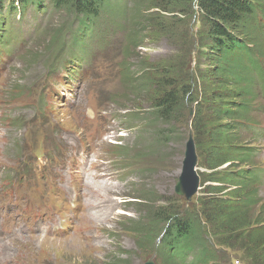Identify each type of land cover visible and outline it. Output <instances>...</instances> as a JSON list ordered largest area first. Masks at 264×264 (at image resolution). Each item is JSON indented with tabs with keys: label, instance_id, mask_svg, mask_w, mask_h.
Returning <instances> with one entry per match:
<instances>
[{
	"label": "rangeland",
	"instance_id": "374dc122",
	"mask_svg": "<svg viewBox=\"0 0 264 264\" xmlns=\"http://www.w3.org/2000/svg\"><path fill=\"white\" fill-rule=\"evenodd\" d=\"M149 11L152 14L158 13L164 19L167 31H160L159 26H155V29L152 27L144 32L146 36L143 41L133 49L135 58L130 60V67L140 68V60L145 58L155 66L152 76H159V71L166 70L169 78L167 83L173 80V85L178 89L188 86L194 101L189 103L190 100L184 98L183 111L179 114L181 120L171 125L156 122L154 118L152 104L158 97L156 90L135 96L130 87L120 82L121 65L126 59L123 47L127 41L119 27L116 36H102L104 44L106 40L110 43L104 51L92 61L89 60L90 63L83 61L72 68L67 75L64 65L56 66V62L53 68H47V63L53 62V58L47 60L39 56L47 41V32L42 34L44 28L59 22L63 17L46 13L39 14L37 20H34V12L29 9L22 19L12 18L14 26L10 31L12 36L9 46L0 50L1 204L5 200L15 201L20 196L17 188L22 184V175L14 166L17 160L23 168L29 167L34 171L38 182L35 205L42 202V207L37 208L28 203L22 209L23 215L47 218L53 214L60 219L57 230L60 233L66 232V217L71 214L70 207L74 203L72 201L64 205L66 215L59 213V203H44L49 192H44V196L38 198L39 184L43 180L52 178L60 182L59 176L65 179L70 177L66 170L71 171L73 177L75 173L83 172L87 181L78 185L77 199L79 201L81 198L83 205L87 206L91 202L86 190L87 184L97 186L99 181L105 180L107 185L112 184L118 188L113 195L117 201L107 200L111 207L108 218L95 215L90 206L76 207L73 218L75 228L81 234L80 238L76 234V238H71L74 235L70 233L58 239L48 238L42 232L32 235L33 243L38 245L37 249L33 246L34 256L41 261H49L51 264H144L150 259L155 264H161V248L165 247L161 240L166 233L159 231L160 224L154 230L155 240L145 239L149 236L147 222L151 221L148 213L151 216L155 210L160 209L167 215H176L188 210L202 216L207 209L204 204L207 185L216 184L208 180L212 172L227 170L233 173L239 169H261L256 188L259 203L264 201V138L256 137L251 128H241L239 142L235 143L247 150L254 149L252 162L240 166L237 161L231 165L225 163L216 170L207 165L206 154L214 145L211 138L213 126L232 122L229 118L213 120L211 108L220 105L218 102L213 105L216 99L214 95L223 93L226 99L234 103L238 99L229 96L235 88L222 84L210 70L215 61L207 53L208 43L204 40L206 33L202 30L201 13L195 0L186 11L183 6L175 9L176 12L172 14L174 17L157 8ZM113 25L108 23L107 29L112 30ZM40 35L39 48L34 46V60L28 54L24 56ZM95 43L98 45L96 40ZM127 47L132 48L129 43ZM68 52L67 48L61 56L68 55ZM260 58L263 61L259 62L264 68V56ZM146 72L137 74L131 83H142L145 80L142 75ZM18 85H21V95L14 98L9 94L14 90L12 86ZM169 88L167 86L166 89ZM44 92L47 96L43 101L40 97H43ZM255 92L256 104H263L261 83L255 85ZM256 104L250 113L259 123L257 126L261 127L264 126V109L258 110ZM199 109L202 111V119L197 118L196 111ZM13 116L19 119L12 122L10 119ZM39 126L46 128L43 131ZM158 129L161 130L158 134L167 135V138L156 142L159 138ZM244 133L251 138L246 139ZM189 135L193 137L198 157L196 171L200 186L191 199L186 200L176 191V186ZM124 148L127 152L122 155ZM51 156L60 158L56 160ZM46 158L51 162L46 161ZM5 161H10V166ZM96 170H101L100 174H104L105 179L93 173ZM87 173L93 175L89 177ZM97 190L102 196L105 195L101 189ZM65 196L69 197V193L66 192ZM106 206L103 205V208ZM13 207L12 204L8 209ZM8 209L4 213H9ZM204 223L211 246L218 252L219 263L253 264L250 262L252 253L243 241L241 244L239 242L242 236L223 231L220 225L209 224L206 220ZM143 224L145 233L141 230ZM13 230L17 240L24 239V235L18 234V225ZM10 238L13 237L0 233V259L5 256L4 250L10 246ZM25 245L24 239L16 243L15 247L17 249ZM185 255L188 260L179 256L178 264H190L195 250L191 249ZM20 258L19 255L17 264L22 263Z\"/></svg>",
	"mask_w": 264,
	"mask_h": 264
},
{
	"label": "trees",
	"instance_id": "16d2710c",
	"mask_svg": "<svg viewBox=\"0 0 264 264\" xmlns=\"http://www.w3.org/2000/svg\"><path fill=\"white\" fill-rule=\"evenodd\" d=\"M193 1L128 0L127 3L126 0H0V38L5 37L4 30L11 13L19 12L23 15L27 9H33L36 13L60 14L63 19L53 25H47L42 32V34L47 32V41L45 47L41 48L43 50L39 56L49 60L67 48L69 53L82 52L80 49L83 40L92 38L97 30L107 28L108 23H114L113 26L116 28L113 27L112 32H117L119 27L125 34V41L132 46L128 48L125 43L123 47L126 59L123 66L121 65L120 82L130 87L135 96L156 90L158 97L152 104L155 110L154 118L156 122L171 125L181 120L179 114L183 111L184 98L190 100L189 103L194 101L188 86L178 89L173 85V80L167 83L169 78L166 76V70L159 71L157 73L159 76H152L151 72L155 66L145 58L140 60L139 70L130 67L132 63L130 60L135 58L133 49L136 44L143 41V37L146 36L144 32L151 30L152 27L155 29V26H159L160 31H167L164 19L158 13L152 14L150 9L157 8L172 15L179 6H183L185 11L190 9ZM195 2L201 13L200 21L205 28L202 30L206 33L204 40L208 43L207 53L210 59L215 61L210 70L222 84L235 88L234 93L230 92L229 96L238 99V102L234 103L226 99L223 93L214 95L216 99L213 105L216 102L220 105L211 108V117L213 120L229 118L232 122L213 126L211 138L214 145L206 154L207 165L216 170L225 163L231 165L237 161L239 166L250 163L254 149L247 150L237 143L241 128L247 130L251 125L259 124L250 111L257 102L255 80L259 78L264 83V70L259 62L262 60L260 56H264V0H195ZM41 35L33 41L31 49L27 50L24 56L28 54L29 58H34V46L39 48ZM183 37L182 41L185 38ZM47 65L50 67L53 62ZM144 72L146 73L142 77L145 80L142 83H131L137 78V74ZM20 86H12L14 90L9 95L13 97L19 95L22 91ZM167 86L170 88L166 89ZM196 112L197 118L202 119L200 115L202 111L199 109ZM158 130L157 134L161 132ZM163 135L158 134L156 142L161 138H167V135ZM244 137L251 138L245 133ZM126 152L124 148L121 154L124 155ZM260 172L261 169L253 171L239 169L233 173L227 170L212 172L208 180L216 184L207 185L204 201L207 209L205 208L202 216L192 214L188 210L176 215H167L160 209L155 210L151 216L148 213L151 221L147 222L149 236L145 239L153 240L154 230L160 224L159 231L166 233L162 240L160 238L165 244V247L161 248V264H178L179 256L183 260H188L185 254L191 249L195 250V255L190 264H221L218 262L217 250L211 246L207 237L205 220L209 224L220 225L223 231L242 236L239 242L241 241V244L243 241L248 251L252 253L250 262L264 264V201L259 203L256 188L260 181L258 178ZM144 226L145 224L141 226L143 233Z\"/></svg>",
	"mask_w": 264,
	"mask_h": 264
},
{
	"label": "bare ground",
	"instance_id": "6f19581e",
	"mask_svg": "<svg viewBox=\"0 0 264 264\" xmlns=\"http://www.w3.org/2000/svg\"><path fill=\"white\" fill-rule=\"evenodd\" d=\"M101 172H102L101 170H96L97 176L101 177V179H105L104 178L105 175L104 174H100ZM99 182L100 183H97L98 184L97 186H92V185H89V184L86 185L87 193H88L89 197L91 198V202L88 203V206H90V209L93 210L95 215H100V216H102L104 218H108V216H109L108 214H109V212H111V207H110V205H108L109 203L107 202V200L108 199H111V200H116L117 199L113 195H115V191L117 192L118 188L113 186L112 184L107 185L105 183L106 182L105 180H102V181H99ZM80 184H82V183H80ZM98 188L101 189L104 192V194H105L104 196H102L101 193L97 190ZM81 189H83V186L81 187ZM77 190H78V188H77ZM78 192H79V190H78ZM79 202L82 203L81 198H80ZM106 204H107V206L105 208H103V205H106ZM11 205L12 204H7L5 206H0V217ZM84 206H86V208L88 207L87 205H84ZM98 213H101V214H98ZM13 221L15 222V225H18L19 235L20 236L24 235L23 233H20L23 230V227L19 224L20 223L19 222L20 221L19 218H14ZM45 224L46 225H44V227H43L44 230L49 231L53 227H55L56 221L54 219H51L50 220V225H47V223H45ZM29 229H30V231H34V232L37 233V231L40 229V224L39 223L37 224V222H35V223H33L31 225V227ZM0 233H6L8 237H13V239H17L18 238L17 236L14 235L15 232H14L13 229L10 230V231H1L0 230ZM34 234H32V235H34ZM78 236L80 238V235H78ZM76 237L77 236L74 235L71 238H76ZM48 238H53V237H48ZM65 238H67V237H65ZM54 239H58V238H54ZM4 252H5L4 253L5 256H3L1 258V260H4V259L10 257L11 254H9V253L11 252V247L8 246V249L4 250Z\"/></svg>",
	"mask_w": 264,
	"mask_h": 264
},
{
	"label": "water",
	"instance_id": "95a60500",
	"mask_svg": "<svg viewBox=\"0 0 264 264\" xmlns=\"http://www.w3.org/2000/svg\"><path fill=\"white\" fill-rule=\"evenodd\" d=\"M191 110H189V113ZM197 153L194 145V140L191 135L185 143L184 158L182 160L181 172L176 186V191L183 195L186 200L198 191L200 186L199 175L196 171L197 167ZM144 264H155L152 260L145 261Z\"/></svg>",
	"mask_w": 264,
	"mask_h": 264
}]
</instances>
